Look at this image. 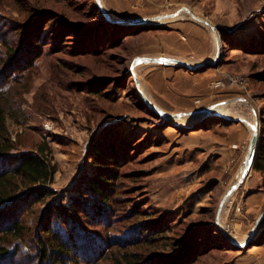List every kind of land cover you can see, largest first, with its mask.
I'll return each instance as SVG.
<instances>
[{"label": "rangeland", "instance_id": "rangeland-1", "mask_svg": "<svg viewBox=\"0 0 264 264\" xmlns=\"http://www.w3.org/2000/svg\"><path fill=\"white\" fill-rule=\"evenodd\" d=\"M98 2L115 18H166L136 34L120 33L118 43L112 42L107 25L91 29L82 45V38L63 37L64 20L94 24ZM187 9L209 24L193 20ZM42 10L46 14L41 16ZM179 13L182 16L175 17ZM213 31L219 35L218 44ZM165 34L172 36L176 58L192 65L172 64L181 71L167 80L176 93H163L157 71L148 68L158 66L139 61L149 49L163 51L156 43ZM0 39L24 52L30 48L28 55L44 51L22 82L23 92L18 85L13 87L20 93L14 99L23 114L18 122L11 117L6 122L13 139L19 134L12 153L35 148L43 140L50 147L57 171L48 187L56 201L65 203L71 195L91 199L85 187L95 173L90 143L105 137L126 158L117 170L113 235L128 233L130 238L138 234L132 228L165 221V240L148 249L168 252L172 249L165 241L172 242L194 224L211 232L218 219L224 226L216 225L236 243L207 235V250L193 264H254L258 245L254 241L264 229V216L250 241L244 245L237 241L254 229L264 210V171L253 165L237 179L251 137L233 147L232 134L240 120L250 127L256 122L261 134L264 0H0ZM4 51L5 43L0 42V56ZM140 91L166 112L212 110L219 104L228 111L205 117L187 114L180 117L184 119L180 125L147 104ZM234 185L221 209L225 206L230 213L233 209L235 218L247 223L242 233L250 229L246 235L235 233L232 217L224 219L221 210L217 215L220 201ZM44 208L38 204L27 223L32 224Z\"/></svg>", "mask_w": 264, "mask_h": 264}, {"label": "trees", "instance_id": "trees-1", "mask_svg": "<svg viewBox=\"0 0 264 264\" xmlns=\"http://www.w3.org/2000/svg\"><path fill=\"white\" fill-rule=\"evenodd\" d=\"M38 12L41 16L46 14V10ZM94 15L98 20L90 25L64 20L62 33L67 34L63 37L82 38V45L87 33L93 31L91 29L107 25L112 31V42L118 43L120 33L130 35L146 29L145 26L109 21L97 5ZM100 39L101 36L97 43ZM0 40L5 43V51L0 56V264H193L207 250V235H211V240L228 242L216 224L211 232L207 227L194 224L172 242H164L171 251L151 253L148 248L165 238L162 236L166 222L158 220L153 222L154 225L132 228L138 234L130 238L128 233L113 235L112 220L115 219L113 212L120 175L117 170L126 158L115 149L112 140L103 136L92 141L89 148L95 173L85 187L91 199L71 195L65 203L56 201L48 187L57 171L50 147L43 140L35 148L12 153L19 134L13 139L6 122L7 117L18 122L23 114L14 99L20 93L13 91V87L18 85L19 91L23 92L25 85L22 82L28 80L26 75L44 51L41 49L28 55L27 52L32 53L30 48L24 52L21 47L17 49L15 43L10 45L5 39ZM254 169L264 171V118H261ZM38 204H45V208L29 225L28 215ZM200 230L203 233L199 237ZM157 234L162 235L156 238ZM254 244H264V229Z\"/></svg>", "mask_w": 264, "mask_h": 264}, {"label": "water", "instance_id": "water-1", "mask_svg": "<svg viewBox=\"0 0 264 264\" xmlns=\"http://www.w3.org/2000/svg\"><path fill=\"white\" fill-rule=\"evenodd\" d=\"M98 7L100 8V11L102 12L103 16L109 20L112 21L114 23H120V24H126V25H137V26H145V25H149L155 21H158V19H160L161 16H165V15H156V16H147V17H126V18H115L113 16H111L101 5L100 2H98ZM188 13L190 14V17L197 21V22H201L204 24H209V22H207V20L202 19L198 16H196L191 10L187 9ZM175 15H171L168 17H173ZM216 32V31H215ZM216 43H219V39L216 40ZM139 61H144V62H152V63H166V64H177L183 67H187V68H191L192 65L190 64V62L184 60V59H180V58H176V57H155V56H143L139 58ZM134 73V76H136V73L134 71H132ZM140 95L142 96V98L144 100H146V103L149 104L151 106V102L145 97V95L140 91L139 92ZM153 108L161 115L166 116V117H171L173 119L175 118H180V117H185V115H195V114H201V116H208V115H222L221 112H218L217 110H211V108L209 107H204L201 108L199 110H195L193 112H166L161 110L160 108H158L156 105H153ZM151 106V107H152ZM252 127V135L250 138V142H249V146H248V150L247 153L245 155V159L243 161V169H242V174L240 176V178L242 179L243 177H245V175L248 174L249 170L252 168V166L254 165L257 153H258V144L260 141V135H259V128L257 123H252L251 124ZM240 182V181H239ZM236 187V185L232 186V188L228 189V191L225 193V195L223 196L222 200L220 201L219 204V208H218V216H219V212L227 198V196L230 195V193L234 190V188ZM264 216V210L262 211L260 217L256 220L255 225H254V229L248 233V235L245 237L243 242H240L237 244L238 245H244L246 244L248 241H250L253 236H254V231L257 228V226L259 225V223L261 224L260 218ZM216 224L218 226H220L218 219H216ZM221 227V226H220ZM222 233L224 234V236L226 237V239L230 242L236 243L235 240H233V238L228 235L226 232L223 231L222 228H220Z\"/></svg>", "mask_w": 264, "mask_h": 264}, {"label": "crops", "instance_id": "crops-1", "mask_svg": "<svg viewBox=\"0 0 264 264\" xmlns=\"http://www.w3.org/2000/svg\"><path fill=\"white\" fill-rule=\"evenodd\" d=\"M168 36L171 38H167ZM171 39H172L171 35L165 34V35L161 36L159 41L156 43V46H159V47L162 46V48H163V51L160 52V54H157L156 52H152V51H150V49L148 50L149 52H144L143 54L147 55V56H157V57H162V56H164V57H174L175 56L176 57V55L173 53L174 52L173 46L170 44ZM147 49H148V47H147ZM165 51H167V52L165 53ZM147 66H158V67H148V68L150 69V72H153L155 70L157 71L156 74L159 75V80L161 81L163 93H176L171 87H169L167 80L172 75H176L177 73L181 72L178 68L174 67V65H172V64H166V63H148ZM237 120H240V119H237ZM217 125H222V124L218 123ZM231 126L232 125H230V127ZM251 131H252L251 127L245 121L240 120V122H236V124L233 125L232 136H233V139L236 141L233 144V147H236L237 144L238 145L244 144L241 141L246 136L249 139L251 137V134H252ZM246 149H247V147H246ZM230 151H231V149H228L226 151V155ZM245 151L242 154V156H243L242 159L245 156ZM249 209H250V207H249ZM234 212H235V210H234ZM221 216L224 217V219H226L227 217H232V227H233V230L235 231V233L240 235L243 233L244 230H246L247 223H245L242 219L235 218L236 213L233 214V209H231V213H230L229 209L224 206L223 209H221ZM249 230L250 229H248L247 232H245V234H242V235H246V233H248ZM255 247L257 248V251L255 252L256 253L255 254L256 260H254L253 263L254 264H264V245H256ZM250 253H251V251H250ZM240 262H242V261H240ZM241 264H251V263L245 262V263H241Z\"/></svg>", "mask_w": 264, "mask_h": 264}, {"label": "bare ground", "instance_id": "bare-ground-1", "mask_svg": "<svg viewBox=\"0 0 264 264\" xmlns=\"http://www.w3.org/2000/svg\"><path fill=\"white\" fill-rule=\"evenodd\" d=\"M182 16V13H179L177 16H175V17H181ZM174 17V16H173ZM165 16H161L160 17V19H158V20H165ZM172 20H173V18H172ZM217 39H219V35H218V33L217 32H215V31H213V40H214V43H216V40ZM155 57H157V56H155ZM147 63V62H146ZM149 63V62H148ZM132 75H134V73L132 72ZM222 110L223 112L225 111V112H227L228 111V106H226L225 104H219V105H217V106H215L212 110ZM230 110V109H229ZM199 115H201V114H195V117H197V116H199ZM194 119V118H193ZM174 121L176 122V123H178V124H180V125H183L184 124V119L183 118H175L174 119ZM251 133H252V131H251ZM169 134V133H168ZM171 134V133H170ZM252 135V134H251ZM248 150V149H247ZM247 153V152H246ZM246 155V154H245ZM244 158H245V156H244ZM242 169H243V165L241 166V168H240V173L238 174V176H237V179H239V176L242 174ZM251 170V169H250ZM220 220V219H219ZM219 222V224L221 225V226H224V225H222V222H221V220L220 221H218ZM244 241V238H242V239H240V240H238L237 242H243Z\"/></svg>", "mask_w": 264, "mask_h": 264}]
</instances>
